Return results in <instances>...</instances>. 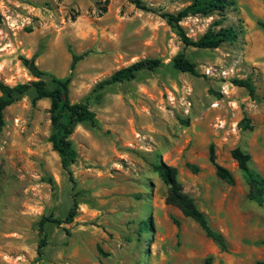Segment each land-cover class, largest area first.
<instances>
[{
    "label": "rangeland",
    "instance_id": "obj_1",
    "mask_svg": "<svg viewBox=\"0 0 264 264\" xmlns=\"http://www.w3.org/2000/svg\"><path fill=\"white\" fill-rule=\"evenodd\" d=\"M133 1L0 0V83L7 86L36 80L20 58L47 82L67 77L71 55H82L68 84L69 101L82 102L114 71L142 59L160 61L153 71L105 87L98 103L90 99L96 126L79 124L69 137L77 154L69 168L74 186L47 140L48 100L31 105L28 92L3 111L0 264L264 262V196L260 204L247 198L229 156L234 148L247 153L248 168L264 178V0H236L222 13L181 20L193 40L218 20L214 30L237 32L234 42L214 50L182 48L160 17L192 0H137L146 10ZM180 52L195 64V76L171 67ZM233 79L248 81L253 93ZM209 144L231 185L215 176ZM157 162L175 169L182 192L221 235L225 251L164 204L167 186L151 169ZM72 195L75 217L44 225L47 244L37 258L40 218L62 219Z\"/></svg>",
    "mask_w": 264,
    "mask_h": 264
},
{
    "label": "trees",
    "instance_id": "obj_2",
    "mask_svg": "<svg viewBox=\"0 0 264 264\" xmlns=\"http://www.w3.org/2000/svg\"><path fill=\"white\" fill-rule=\"evenodd\" d=\"M236 0H192L190 4L180 9L175 14H162L160 17L164 19L166 25L173 30L177 36L182 48H193L196 50H214L222 43L234 42L237 38V32L232 27H219L214 30L213 27H218L220 21L213 22L208 28L195 40L189 38L182 27L179 25L181 20L188 16H209L213 13H222L225 8L232 5ZM136 8L146 10L145 6L139 1H133ZM263 32L264 25L260 24ZM82 58V55H71L69 64V74L63 79L49 77V80L43 81L39 79L43 75L31 63V61L20 58L22 65L32 74L36 80L29 81L23 84L7 86L0 83V132L4 125L2 113L14 103L19 97L28 92L32 93L31 105L36 101L48 100V120L51 128L48 142L51 150L56 153L61 170L67 175L68 180L74 186V181L71 176L70 166L75 163L77 154L70 141V135L75 127L82 123H88L90 127H95V116L89 108L90 99L93 103H98L101 98V91L112 84L129 82L133 80L137 73L141 71H153L160 65L158 59H142L135 61L123 68H120L111 73L107 78L102 79L94 84L88 96L82 102L71 103L68 99V84L75 64ZM171 67L180 72L190 75H196L195 64L191 62L182 52L175 54L170 61ZM231 83L245 89L248 94H252V86L246 80H231ZM244 128L250 129L245 123ZM230 158L236 163L237 169L241 172L243 181L247 187L246 196L249 200L257 204L262 202L264 196V178L258 173L251 171L248 168L249 155L238 148H234L229 152ZM208 162L213 166L214 174L217 178L231 185L233 179L231 174L223 167L214 162L212 145L208 146ZM193 173L196 168L191 165H186ZM151 169L156 173L158 179L167 186L164 197V204L176 208L184 218L192 220L203 235L209 239L220 251L226 250V244L219 233L212 230L208 224V220L201 213L194 201L187 194L182 192L180 184L176 181V171L173 167L165 165L163 162H157L151 166ZM72 195L71 206L67 210L62 219L52 216L41 217L38 222V232L40 238L36 245V256L39 258L42 254L41 249L47 244L46 232L44 225L51 223L55 225L69 224L76 215L78 202ZM177 227L176 220H172ZM144 226L150 227L148 220L144 222ZM264 245V240L261 241ZM98 250V249H97ZM256 264H264L257 262Z\"/></svg>",
    "mask_w": 264,
    "mask_h": 264
}]
</instances>
